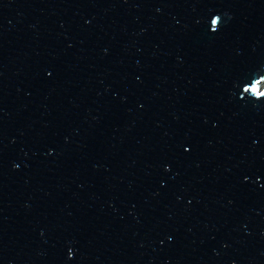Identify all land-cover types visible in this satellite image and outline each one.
<instances>
[{"label":"water","instance_id":"obj_1","mask_svg":"<svg viewBox=\"0 0 264 264\" xmlns=\"http://www.w3.org/2000/svg\"><path fill=\"white\" fill-rule=\"evenodd\" d=\"M0 264H264V0H0Z\"/></svg>","mask_w":264,"mask_h":264}]
</instances>
